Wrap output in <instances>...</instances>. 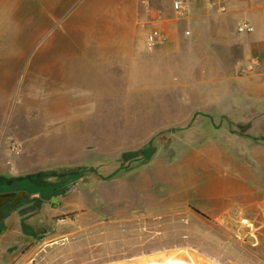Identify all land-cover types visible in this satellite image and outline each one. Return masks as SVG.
<instances>
[{"label":"rangeland","instance_id":"1","mask_svg":"<svg viewBox=\"0 0 264 264\" xmlns=\"http://www.w3.org/2000/svg\"><path fill=\"white\" fill-rule=\"evenodd\" d=\"M128 11L120 7L118 25L124 36L132 22ZM134 18L135 46L151 54L148 34L160 28L166 42L163 21L171 22L174 30L179 26L173 22L177 20L173 0H141ZM207 42L181 39L183 54L168 70H161L163 64L150 57L144 67L147 73L150 66L152 76L169 73L165 78L172 84L166 93V86L142 87L138 79L142 70L131 93L126 71L114 86L116 64L92 62L83 70L80 61L59 54L55 58L61 67L55 73L84 78L76 81L70 75L71 85L56 81L50 90L46 79L36 86L31 74L24 72L14 104L21 113L0 124V192L16 189L22 178L40 177L39 182L55 187L28 190V198L35 197L24 206L31 203L48 220L65 215L67 219H52L55 229L47 233L40 228L44 221L39 217L36 232L32 215L18 212L20 205L10 216L14 203L2 207L0 264H101L179 245L193 247L218 264H264L255 240L244 235L237 204L241 186L255 188L262 176L258 160L264 154L260 145L264 128L251 119L224 129L226 120L201 114L207 109L203 99L198 98V104L192 101L203 89L180 82L206 78V72L198 70L199 56L204 64L214 63L215 78L231 74V66L220 59L228 55L218 44L210 47ZM126 46V38H119L118 47ZM209 88L214 93L225 87ZM248 106L258 110L264 104ZM211 107L222 110L221 103ZM221 193L232 194L230 201L236 204L232 210L238 218L232 226L216 215ZM205 201L209 217L195 211L205 210ZM7 228L21 231L5 234Z\"/></svg>","mask_w":264,"mask_h":264},{"label":"crops","instance_id":"2","mask_svg":"<svg viewBox=\"0 0 264 264\" xmlns=\"http://www.w3.org/2000/svg\"><path fill=\"white\" fill-rule=\"evenodd\" d=\"M140 1L0 0V124H5L7 119L15 118L21 113L18 108H14V104L18 94L17 88L21 86L25 71L32 75L30 78L36 81V86H39L38 81L46 79V86H50V90L56 81H61V86L71 85L73 80L70 75H74L76 81L79 79L80 74L55 73V69L60 66L55 58L57 54L80 61L83 70L89 68L88 64L92 62L116 64L119 74H116L114 86H118L117 80L126 71V87L131 93L135 90V76L138 77V73L143 71L142 76L138 78L143 82L142 87L166 86V93L168 86L172 84L165 78L169 73L158 72L156 76H152L151 66L147 68L148 73L144 67L150 64V57H154L160 61L158 65L163 64L159 67L161 70H168L171 64H175L174 60L183 54L180 40L190 37L192 40L205 38L207 43L211 44L210 47L218 44L222 48L220 51L228 55V58L220 56L222 64L231 66L228 68L231 69V74L215 78L217 68L214 63L204 64L198 55V70L206 72V78L199 81L198 77L192 82L180 81L190 83L187 86L191 89H203L202 96L192 98L197 104L198 98L206 103L207 109L201 114H206L210 120H226L224 129V126H236L234 124L237 122L248 124L251 119L255 120V126L264 128V107L251 110L248 106L249 103L264 104V0H187V12L182 16L176 15L177 20L173 21L179 25L175 28L176 32L171 28V22L163 21L169 40L148 50H154L153 54L143 50V46H135L138 21L134 15ZM120 7L129 8L132 20L125 36L119 32ZM244 22L251 24L253 30L240 32L238 26ZM119 38H126V47H118ZM189 47L192 48L190 44ZM246 68H249L248 74L243 75L241 72ZM178 75L177 80L182 77L181 73ZM180 84L182 83L178 85ZM215 84L225 88L218 89L214 96L209 87L214 88ZM216 103L222 104V110L216 111L211 107ZM260 145L264 151V142ZM258 161L263 173L255 182L256 189H251L246 184L241 186L237 204L240 207L239 219L243 222L241 227H244V235L249 241L252 237L255 240L253 245L260 248L264 254V154ZM221 194L222 201L220 204L215 203L217 207H221V211L216 215H222L227 224L232 226L238 218L236 211L232 210L236 204L230 201L232 194ZM34 197L32 194L30 199ZM214 199L217 201L218 197ZM24 205L18 212L25 211ZM204 205L205 210L195 208V211L203 217H209L211 212L207 209L210 207L208 201H205ZM37 209L33 213L25 211V214L32 215L34 222L31 224L41 217L42 212ZM11 231L17 235L21 230L7 228L4 233ZM246 242L248 244V241Z\"/></svg>","mask_w":264,"mask_h":264},{"label":"bare ground","instance_id":"3","mask_svg":"<svg viewBox=\"0 0 264 264\" xmlns=\"http://www.w3.org/2000/svg\"><path fill=\"white\" fill-rule=\"evenodd\" d=\"M101 264H218L199 250L178 246Z\"/></svg>","mask_w":264,"mask_h":264},{"label":"flooded vegetation","instance_id":"4","mask_svg":"<svg viewBox=\"0 0 264 264\" xmlns=\"http://www.w3.org/2000/svg\"><path fill=\"white\" fill-rule=\"evenodd\" d=\"M23 182L24 181H22V180H19L18 182H17V184L16 185H14V186H16V189H13L12 187L10 188V189H8L7 191H16V192H19V191H23V194H22V196L17 200V201H10V202H8L7 204H9V203H11V204H13V207H11V208H9L8 210H9V214H8V216H10V214H12V212L13 211H16V210H18L19 209V205H20V209H21V206H23V204H25V203H27L26 201L27 200H29L30 198H28V196H27V194L29 193L28 192V188L27 187H24L23 185ZM1 184V183H0ZM2 192V191H1ZM31 200V199H30ZM13 202V203H12ZM7 204H5L4 206H6ZM3 206V207H4ZM24 209H25V211L26 212H31V213H33L34 212V210H35V208H33L32 206H31V203H29V205H27V207H23ZM22 208V209H23ZM45 214H41V219L44 221V223H40V228L42 229V230H44V231H46L47 233L49 232V231H53L55 228H54V222L52 221V219H56V220H65V219H67V216L65 215V216H58V217H56V218H51V219H49L48 220V218H47V216H44ZM49 221H51V222H49ZM38 223L39 222H36V223H34L32 226H33V229L36 231V232H38L39 230H36V228L38 227ZM35 235H37V234H35Z\"/></svg>","mask_w":264,"mask_h":264},{"label":"built area","instance_id":"5","mask_svg":"<svg viewBox=\"0 0 264 264\" xmlns=\"http://www.w3.org/2000/svg\"><path fill=\"white\" fill-rule=\"evenodd\" d=\"M173 9L176 15L182 16L187 12L188 1L187 0H173ZM240 32H250L253 30V26L247 22H244L238 26ZM165 36L160 28H155L151 31L146 38V45L149 49H153L156 45L163 43ZM249 69V68H247Z\"/></svg>","mask_w":264,"mask_h":264},{"label":"trees","instance_id":"6","mask_svg":"<svg viewBox=\"0 0 264 264\" xmlns=\"http://www.w3.org/2000/svg\"><path fill=\"white\" fill-rule=\"evenodd\" d=\"M72 175H74V173L73 174H69V175L67 174V176H65V177H69V176H72ZM39 179H41V178L40 177H36V176H32V177H28V178H22L20 180L24 181L25 185H23V186L27 187L28 190H31V191L37 190V189L40 190V191H45L50 186L55 187V185L53 183L42 184L41 182H39ZM47 191H49V190H47ZM55 193H57V191Z\"/></svg>","mask_w":264,"mask_h":264},{"label":"water","instance_id":"7","mask_svg":"<svg viewBox=\"0 0 264 264\" xmlns=\"http://www.w3.org/2000/svg\"><path fill=\"white\" fill-rule=\"evenodd\" d=\"M23 194V191H6V192H0V209L7 204L10 201H17ZM58 198L54 197V201H56Z\"/></svg>","mask_w":264,"mask_h":264}]
</instances>
